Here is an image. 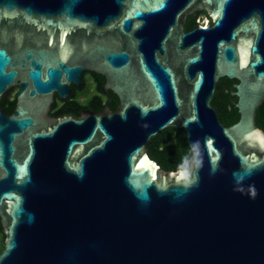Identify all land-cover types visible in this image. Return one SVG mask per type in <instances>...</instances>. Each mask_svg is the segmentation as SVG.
I'll use <instances>...</instances> for the list:
<instances>
[{
    "label": "water",
    "instance_id": "water-1",
    "mask_svg": "<svg viewBox=\"0 0 264 264\" xmlns=\"http://www.w3.org/2000/svg\"><path fill=\"white\" fill-rule=\"evenodd\" d=\"M83 69L116 110L1 119L0 264H264V0H0V93L22 78L20 95L65 97ZM221 77L230 125L211 104ZM170 126L192 158L167 171L146 146Z\"/></svg>",
    "mask_w": 264,
    "mask_h": 264
},
{
    "label": "flooded vegetation",
    "instance_id": "flooded-vegetation-1",
    "mask_svg": "<svg viewBox=\"0 0 264 264\" xmlns=\"http://www.w3.org/2000/svg\"><path fill=\"white\" fill-rule=\"evenodd\" d=\"M200 11L202 10L194 12L191 15H187L186 18L188 16L197 15ZM205 16L208 17L207 13ZM197 21V24H199V18L197 19ZM206 24L207 23L201 25ZM21 46L22 44H18V48H20ZM21 81L22 78H18L16 84L9 86L6 90L0 93V124L1 119H3L5 116V113L7 115L13 114L17 106H23L30 112L34 113L35 117L38 120L40 119L39 121H41L39 127L43 129L53 123L55 119L62 116L71 115L78 117L86 111L99 113L105 106L110 110H116L120 104L118 95L107 86L106 77L102 73L96 72L94 70L83 69L79 73V83L71 81L69 83V93L65 97H61L55 91H52L49 94L45 95H35L33 97H29L28 88L25 89V93L23 95H20V92L22 91ZM234 82L236 81L227 82L225 80H222L218 84V86L216 83L215 92L217 91L218 93L220 104L225 107L234 105L236 101L233 98H228V95L226 93L228 91L231 95L230 92ZM86 104L90 105V107H86ZM3 140V132L0 131V146L1 143L3 144ZM31 140L32 139L29 133H23L18 136V139L15 142L16 151L14 153V156H18V160L21 161L27 154L28 144L31 142ZM148 145H151V143L149 142ZM146 149L148 151V146H146ZM0 151L3 150H1L0 148ZM170 153H172V151ZM39 158L40 155L38 153H35L34 158L31 159V163L29 165V172L31 177H33L34 175V170L36 165H38ZM2 174L3 169L0 166V178ZM4 239L5 233L3 217L0 214V246L1 244H3L4 247Z\"/></svg>",
    "mask_w": 264,
    "mask_h": 264
},
{
    "label": "trees",
    "instance_id": "trees-1",
    "mask_svg": "<svg viewBox=\"0 0 264 264\" xmlns=\"http://www.w3.org/2000/svg\"><path fill=\"white\" fill-rule=\"evenodd\" d=\"M202 15H206V13L200 11L197 15L188 16L183 27L184 30H189L193 25H196L198 23L197 19ZM222 80L227 82L236 81L235 79L221 77L217 82V86ZM226 93L228 98L236 100V96H231L228 91ZM211 104L216 108L219 118L224 125H230L238 119L239 113L235 105L225 107L220 104L217 91L211 100ZM86 107H90V105L86 104ZM255 123L259 128L264 130V101L256 111ZM150 143L151 145H147L148 155L164 170L183 168L192 158V153L184 140V131L180 128L167 127L160 133L152 136ZM171 151L172 153H170ZM2 249L3 244L0 246V252Z\"/></svg>",
    "mask_w": 264,
    "mask_h": 264
},
{
    "label": "rangeland",
    "instance_id": "rangeland-1",
    "mask_svg": "<svg viewBox=\"0 0 264 264\" xmlns=\"http://www.w3.org/2000/svg\"><path fill=\"white\" fill-rule=\"evenodd\" d=\"M208 22V17L205 15H202L201 17H199V24H205Z\"/></svg>",
    "mask_w": 264,
    "mask_h": 264
}]
</instances>
